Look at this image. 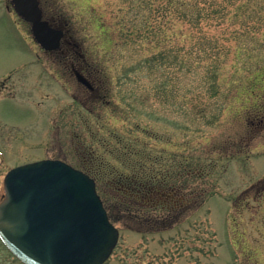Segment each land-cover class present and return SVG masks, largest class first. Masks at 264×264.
Instances as JSON below:
<instances>
[{"label":"rangeland","instance_id":"1","mask_svg":"<svg viewBox=\"0 0 264 264\" xmlns=\"http://www.w3.org/2000/svg\"><path fill=\"white\" fill-rule=\"evenodd\" d=\"M165 1L41 0L78 45L66 43L65 57L0 0V202L18 165L117 162L106 145L117 129L155 145L163 167L190 157L204 172L174 182L188 200L178 198L182 213L167 225H125L108 201L120 237L104 264H264V195L251 187L264 177V0H183L188 14ZM76 49L96 91L71 67ZM0 264L24 263L0 242Z\"/></svg>","mask_w":264,"mask_h":264},{"label":"water","instance_id":"2","mask_svg":"<svg viewBox=\"0 0 264 264\" xmlns=\"http://www.w3.org/2000/svg\"><path fill=\"white\" fill-rule=\"evenodd\" d=\"M12 1L32 23L37 42L47 50L59 47L64 31L44 19L39 0ZM5 189L0 236L25 263L103 264L111 255L120 231L86 172L60 159H43L10 170Z\"/></svg>","mask_w":264,"mask_h":264},{"label":"trees","instance_id":"3","mask_svg":"<svg viewBox=\"0 0 264 264\" xmlns=\"http://www.w3.org/2000/svg\"><path fill=\"white\" fill-rule=\"evenodd\" d=\"M175 1L180 10L187 14L188 12L191 13V9L187 7L193 8L192 5H184L183 0ZM203 1L200 0L199 3ZM170 2L168 0V3ZM100 20L104 35L115 45H119V42L110 34L111 32H114L113 35L116 34L117 30L103 18ZM203 53L207 54L208 52H199L197 60H203ZM213 72L216 74L217 71ZM143 129H147L146 133L155 137V131L140 126V130ZM91 136L94 141L103 145L97 132L91 133ZM110 137V141L106 145L110 146L109 153L113 157L117 155L115 157L117 162L111 163L107 161V158L102 157L100 164L82 167L84 171L96 179L99 193L108 211L110 207L107 202L111 201L110 209H112L114 217L125 225L128 222L141 223L144 226L167 225L178 220L184 207V205L180 207L178 198H183L186 201L187 196L177 197V185L174 182L178 181L182 175L183 177L193 174L200 176V173L203 174L204 171L196 172L190 157L180 158L178 163L163 167L160 155L154 152L156 150L155 145L149 144L140 136H135L132 133L124 135L114 129L110 131ZM88 153L90 160H92L98 155V148L89 149ZM104 163H111L110 167ZM183 169L187 170L185 175Z\"/></svg>","mask_w":264,"mask_h":264},{"label":"flooded vegetation","instance_id":"4","mask_svg":"<svg viewBox=\"0 0 264 264\" xmlns=\"http://www.w3.org/2000/svg\"><path fill=\"white\" fill-rule=\"evenodd\" d=\"M10 1V0H9ZM7 8L10 10V11H12V12H15V10H14V8L12 7V4L11 3H7ZM66 43H68L69 45H74V46H76V47H78V45L76 44V43H72L71 41H69V40H67V34H65V37L63 38V40H62V45H61V47L59 48V49H57V51H59V52H61L62 53V56H65V57H67L68 55H69V53H70V51L68 52V48L66 49V50H64V45L66 44ZM70 48V47H69ZM71 49V48H70ZM54 52V51H53ZM53 52H50V53H53ZM74 54H75V56H74V58H73V60H71L70 61V64H71V67H72V69L74 70V71H76V70H78V71H80V72H82L83 74H84V72H85V70L82 68V67H80L79 65H81L80 63H81V61L80 60H82V61H84V59H85V56L79 51V50H75L74 51ZM80 62V63H79ZM88 71V70H87ZM90 75L91 74H89L88 75V77L90 78ZM93 91H95V90H93ZM261 121H263V120H260V122ZM241 148H243V147H241ZM253 189H256V191H257V197H263V195H264V177L263 178H261V179H259V181L258 182H256V183H254L252 186H251ZM248 191V190H247ZM261 240H262V242H264V235L262 236V238H261ZM0 242L3 244V242H2V240L0 239ZM3 246H4V244H3ZM5 247V246H4ZM6 248V247H5ZM8 250V249H7ZM12 255V254H11Z\"/></svg>","mask_w":264,"mask_h":264},{"label":"bare ground","instance_id":"5","mask_svg":"<svg viewBox=\"0 0 264 264\" xmlns=\"http://www.w3.org/2000/svg\"><path fill=\"white\" fill-rule=\"evenodd\" d=\"M4 179V178H3Z\"/></svg>","mask_w":264,"mask_h":264}]
</instances>
